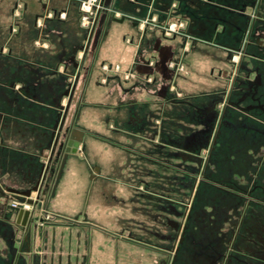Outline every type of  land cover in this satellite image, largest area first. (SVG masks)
Here are the masks:
<instances>
[{
  "label": "crops",
  "instance_id": "1",
  "mask_svg": "<svg viewBox=\"0 0 264 264\" xmlns=\"http://www.w3.org/2000/svg\"><path fill=\"white\" fill-rule=\"evenodd\" d=\"M253 1L103 0L104 10L87 36L79 21V0H67L60 11L49 7L48 0L31 4L0 0L4 8L0 12L1 186L20 197L33 189L39 148L49 144L57 119L55 98L66 90L64 78L76 93L73 116L65 129L79 145L63 156L46 193L30 194L32 199L45 194L44 208L58 217L40 226L37 217L42 208L35 209L39 229L31 238L29 264H58L59 260L61 264H126L118 260L123 249L114 248L112 236L124 231L139 236L147 231L145 216L134 205L139 204L138 189L162 185L157 161L165 151L155 144L193 129L187 104L160 105L151 96L170 74L184 96L228 86L236 58L232 60L226 49L241 47ZM39 5L41 14L36 15ZM260 14L264 17V0ZM121 18V23L113 20ZM150 18L155 23L147 28L143 22ZM136 22L138 28L133 26ZM171 25L176 32L161 38ZM38 39L46 49L33 48ZM159 52L166 69L152 67L155 59H161ZM128 72L131 77L124 79ZM147 77L156 82L149 83ZM17 80L31 84L25 87L31 91L29 101L14 97ZM146 162H152V168ZM20 200L17 197L12 203L21 204ZM143 200L160 202L159 194ZM25 210L34 211L31 206ZM130 220L137 221L133 228H128ZM246 220L252 221L247 234L255 238L256 221H264V214ZM237 229L234 238L240 224Z\"/></svg>",
  "mask_w": 264,
  "mask_h": 264
},
{
  "label": "flooded vegetation",
  "instance_id": "2",
  "mask_svg": "<svg viewBox=\"0 0 264 264\" xmlns=\"http://www.w3.org/2000/svg\"><path fill=\"white\" fill-rule=\"evenodd\" d=\"M262 1L254 0L249 5L252 13L247 17V28L242 38L241 47L226 49L232 60L236 58L235 65H233V75L228 86L214 93L203 92L194 96H184L177 92V88L171 80L172 74H170L164 77L165 80L162 82L161 87L153 92L151 96L154 102L160 105L183 103L187 104L188 108L192 110V113H189V118L193 124L192 131L178 135L175 139H158L155 144L157 148L164 150L167 156L174 161L173 164L168 162L169 167L172 168L170 170H173V172L176 173L178 168L181 169L176 163L178 158L182 162L196 166L195 171L181 169V171H187L190 178L193 179L188 183L190 201L178 203L182 208L190 205L196 199V189L200 188L203 183H210L227 194L245 200L246 205L263 203L254 194L257 191L264 193V184L253 181L250 188L244 190L233 182H229L230 185L222 184L214 178L212 172L208 171L209 163L216 155L224 130L231 131L233 135L238 136L241 135L238 132L243 131V137L240 136L239 141L248 143L264 157V17L260 14ZM146 27L148 28V25ZM188 49H190V46ZM158 54L161 59H155L152 67L158 68L161 66L166 69L165 58L162 57L163 53L159 52ZM146 80H149V83L156 82L154 77H147ZM71 86L65 91L67 95H65V92L63 94L68 99L67 107L62 108L61 112L59 111L60 116L56 119L51 132V137L55 143L54 147L50 149L46 162L41 165L37 183L30 190L31 193L36 191L46 193L50 185L54 183L63 156L66 154L64 149L67 147L71 134L65 129L63 135L65 141L59 142L58 138L74 94V87ZM195 102L199 103L196 104ZM231 132L229 135L232 136ZM60 144L63 145L62 148H60ZM77 145H79L78 142ZM70 149H73V146ZM157 163L162 166V163L166 164V161L162 157L158 159ZM258 171L264 174V159L261 161ZM172 182L174 184L177 182L176 175L172 178ZM44 195L40 196L39 193L35 199L20 197L13 189L4 188L0 185V264H29L32 261L31 238L34 232L39 229V226L35 224V209L42 208L40 218L37 217L40 226L58 217L47 213L43 205L45 203ZM17 197L21 199L22 208L23 205L29 206L26 202H22V199L34 201L31 206L34 211H29L30 214L26 220H23V217L21 219L17 217L18 206H14V203H12ZM163 199L167 201V199ZM159 200H161V195ZM169 202L174 203L173 201ZM161 209L163 212H170L175 216L180 214L173 207H170L169 210ZM182 215L187 220L190 215L189 208H184ZM75 221L76 219L73 220V222ZM167 226L175 232L176 237L161 236L164 240L170 239L174 243L173 248L163 249V252L170 256L171 260L173 259L169 264H174L185 237L186 225L183 224L182 227L176 221L168 219ZM177 234L180 236L177 237ZM177 242L179 244L175 246ZM154 249L158 250L160 248ZM220 257L224 259L223 263L235 258L230 254L219 255ZM67 260L70 261L69 257ZM61 261L59 260L58 264H61Z\"/></svg>",
  "mask_w": 264,
  "mask_h": 264
},
{
  "label": "rangeland",
  "instance_id": "3",
  "mask_svg": "<svg viewBox=\"0 0 264 264\" xmlns=\"http://www.w3.org/2000/svg\"><path fill=\"white\" fill-rule=\"evenodd\" d=\"M25 1H28L29 4L38 2V0ZM48 2L49 7H53L54 5V7H56L55 9L59 11L65 9L68 4L67 0H48ZM39 7V12H37L36 15L41 14V6L39 5ZM3 10V3H0V12H3ZM15 23L9 25L12 26V24ZM26 23L24 25V30L28 33L30 28ZM130 28L135 32V28ZM82 29L87 33L84 27H82ZM7 31L9 32V29H7ZM25 35L27 36V34ZM89 35L90 33L87 36ZM43 44V40H35L33 48L37 50L46 49L41 46ZM52 73L54 74L53 71ZM64 80L63 88L67 90L72 83L67 82L66 78H64ZM69 81H71V79H69ZM27 86L32 87L27 81L17 80V82H15V87L12 88V90L16 92L14 97L21 102L29 101L31 98V91L29 92L25 88ZM75 98L76 93L74 91L62 131L59 134V142L65 141L63 135L68 121L70 120L69 118L73 116ZM67 102L68 99L63 95V92L56 96L55 115H53L55 118L60 116L59 111L61 112L62 108L67 107ZM230 132L227 130L222 131L223 135L220 140V145H218L216 155L213 156L212 162L209 163L208 171L212 172L214 178L222 184L230 185L228 183L233 182L244 190H248L253 181L264 184V174L258 171V167L261 165V161L264 157L260 155V152L255 151L254 147H251L248 143H241V141H239V137H243V131L240 130L238 132L241 134L240 136L236 134L233 135L231 132L233 137L229 135ZM52 140L51 137L49 144L39 148L41 149V155L37 157L39 166L34 174L33 185L37 183L41 165L46 162L51 147H54L51 144L53 143ZM162 157L166 161V164L162 163L160 167L161 188L156 187L155 190H153L149 187H144L137 191L135 190L138 194L136 202L139 204L134 206H138L140 213L143 212L145 216L143 220L144 227L147 231L144 235L142 234L139 236H131L129 231H124L122 234H113L112 239L114 248L115 245H120L123 249V253H119V259L116 258L115 253L113 254L114 259H118L120 262L122 261L126 264L171 263L173 259L171 260V257L163 252V249L169 247L173 248L174 243L170 239L164 240L161 238V236L176 237L175 232L167 226V220L170 219L176 221L182 227L183 224L186 225L185 237L179 248L174 264H264V221H256L257 231L256 237L254 238L247 234L248 229L252 228V221L246 220L250 215L259 217L261 214H264V193L257 191L254 194L255 197H259V199L262 200V204L252 203L246 205L245 200L227 194L210 183H203L200 188H197L198 190L196 189V199H194L190 205H186L187 209L189 208L190 215L188 219L185 220V216L182 215V212H184V208L186 207L182 208L178 203L190 201V188L188 187V183L193 181V179L190 178L187 171H181V169L195 171L196 166L182 162L178 158L176 163L181 169L178 168L175 173L173 170H170L172 168L169 167L168 163L171 162L173 164L174 161L170 159L166 153L162 154ZM147 162V166H152V162ZM174 175L177 177V182L175 184L172 182ZM152 194L161 195L159 203L154 202V204H152L151 201L148 202L147 200H143L145 197L151 196ZM141 195H143L144 198ZM163 198L167 199V201ZM169 201H173L174 203H170ZM170 207H173V209L180 212V214L175 216L170 212H163L161 209L165 208L169 210ZM142 208H144V210ZM135 222L137 221L130 220L128 228H133ZM139 222H141L140 219ZM238 224H240V231L238 232V236L234 238L233 234ZM178 236L180 235L177 234V237ZM178 244L177 242L175 246H178ZM125 247L127 248L126 250ZM157 247L160 249L155 250L154 248ZM225 254H230L235 258L228 261L225 260L226 263H223L224 259L221 257L219 258V255Z\"/></svg>",
  "mask_w": 264,
  "mask_h": 264
},
{
  "label": "built area",
  "instance_id": "4",
  "mask_svg": "<svg viewBox=\"0 0 264 264\" xmlns=\"http://www.w3.org/2000/svg\"><path fill=\"white\" fill-rule=\"evenodd\" d=\"M104 10L103 0H79V12H80V23L82 27L87 30V34L91 33V30L94 26L97 16ZM60 18H63L64 14L59 15ZM145 25L149 23H155V19L150 18V20H145L143 22ZM181 27V25H180ZM164 35L168 36L170 33L176 32L175 25L169 26L167 29H164ZM104 69H109L107 66L103 67ZM115 70H118V67H115ZM131 77V73L124 74V79ZM149 81V80H148ZM14 206H21V204H13ZM24 209H28V206L23 205Z\"/></svg>",
  "mask_w": 264,
  "mask_h": 264
},
{
  "label": "water",
  "instance_id": "5",
  "mask_svg": "<svg viewBox=\"0 0 264 264\" xmlns=\"http://www.w3.org/2000/svg\"><path fill=\"white\" fill-rule=\"evenodd\" d=\"M123 19L124 18H121V19H113V20L115 22L121 23L123 21ZM137 22L134 23V25H133L135 28H138V26H139ZM161 38H164V35L163 34H162ZM71 61H74V59L72 58ZM65 95H67V92H65ZM59 146H60V148H62L63 145L60 144ZM71 146H73V149H70ZM77 146H78L77 145V142L76 141L73 142V139L70 136V140L68 141L67 147L64 149V151H65V153H68L70 151L72 153H74L76 151ZM30 193H31V191L25 192L24 193L25 198H29L30 197ZM22 202H26L27 205H29V206H32L34 204V201L29 200V199H26V200L24 199V200H22ZM29 214H30V212L28 210H25L20 205L18 206V216H17L18 219H21L23 217V220H26L28 218Z\"/></svg>",
  "mask_w": 264,
  "mask_h": 264
},
{
  "label": "bare ground",
  "instance_id": "6",
  "mask_svg": "<svg viewBox=\"0 0 264 264\" xmlns=\"http://www.w3.org/2000/svg\"><path fill=\"white\" fill-rule=\"evenodd\" d=\"M55 136H56V135H55ZM54 144H55V143H54V140H53V146H54Z\"/></svg>",
  "mask_w": 264,
  "mask_h": 264
}]
</instances>
